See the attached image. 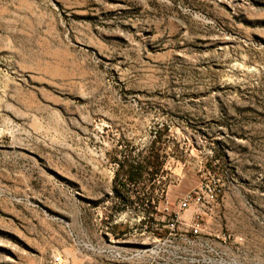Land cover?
I'll list each match as a JSON object with an SVG mask.
<instances>
[{"label":"rangeland","instance_id":"374dc122","mask_svg":"<svg viewBox=\"0 0 264 264\" xmlns=\"http://www.w3.org/2000/svg\"><path fill=\"white\" fill-rule=\"evenodd\" d=\"M0 264H264V0H0Z\"/></svg>","mask_w":264,"mask_h":264},{"label":"built area","instance_id":"2783aa9c","mask_svg":"<svg viewBox=\"0 0 264 264\" xmlns=\"http://www.w3.org/2000/svg\"><path fill=\"white\" fill-rule=\"evenodd\" d=\"M220 193V188L213 182V174H210L196 188L187 191L180 198L177 210L170 209L168 201L163 209L166 222L164 227L169 231L165 237L169 238L179 229L189 231L190 235L181 234L180 239L185 243L191 242V239L197 240V254L201 258L199 260L205 263L211 262L213 254L217 253L213 233L206 230L205 217L213 212Z\"/></svg>","mask_w":264,"mask_h":264},{"label":"trees","instance_id":"16d2710c","mask_svg":"<svg viewBox=\"0 0 264 264\" xmlns=\"http://www.w3.org/2000/svg\"><path fill=\"white\" fill-rule=\"evenodd\" d=\"M121 168V169H120ZM120 168H118V170H116V172H115V177H114V181L117 179V178H119V176H120V172H121V170H122V167H120ZM144 170H145V167H144V165L142 164V163H140V162H136L135 164H130V167H129V169L126 171V173H125V179H126V181H128V182H136V181H138L139 179H140V177L143 175V173H144ZM155 172H157V170H153L152 171V173H155ZM150 173V172H149ZM121 184L123 185V186H125L126 185V183H123V182H121ZM114 191H115V193H117V188H116V183H115V185H114Z\"/></svg>","mask_w":264,"mask_h":264},{"label":"crops","instance_id":"0c3cea01","mask_svg":"<svg viewBox=\"0 0 264 264\" xmlns=\"http://www.w3.org/2000/svg\"><path fill=\"white\" fill-rule=\"evenodd\" d=\"M206 230L213 233V212L205 217Z\"/></svg>","mask_w":264,"mask_h":264}]
</instances>
